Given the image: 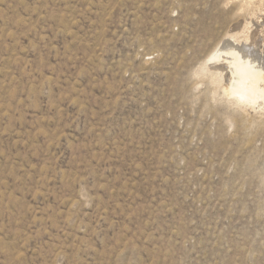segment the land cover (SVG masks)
<instances>
[{
  "label": "rangeland",
  "instance_id": "1",
  "mask_svg": "<svg viewBox=\"0 0 264 264\" xmlns=\"http://www.w3.org/2000/svg\"><path fill=\"white\" fill-rule=\"evenodd\" d=\"M244 2L0 0V264H264V107L202 71Z\"/></svg>",
  "mask_w": 264,
  "mask_h": 264
},
{
  "label": "bare ground",
  "instance_id": "2",
  "mask_svg": "<svg viewBox=\"0 0 264 264\" xmlns=\"http://www.w3.org/2000/svg\"><path fill=\"white\" fill-rule=\"evenodd\" d=\"M253 6L250 21L235 22L202 63L214 68V87L248 110L264 107V0Z\"/></svg>",
  "mask_w": 264,
  "mask_h": 264
}]
</instances>
